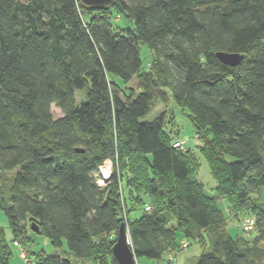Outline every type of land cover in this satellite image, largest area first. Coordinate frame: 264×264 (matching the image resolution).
Segmentation results:
<instances>
[{
    "label": "trees",
    "instance_id": "1",
    "mask_svg": "<svg viewBox=\"0 0 264 264\" xmlns=\"http://www.w3.org/2000/svg\"><path fill=\"white\" fill-rule=\"evenodd\" d=\"M217 51L243 58L227 65ZM166 89L189 111L213 195L195 152L173 146L165 110L144 118ZM218 197L254 218L250 236L229 234ZM0 209L16 244L65 239L67 250L34 253V264H120L121 222L136 259L206 237L190 264H264V0H0ZM11 253L0 226V264Z\"/></svg>",
    "mask_w": 264,
    "mask_h": 264
},
{
    "label": "rangeland",
    "instance_id": "2",
    "mask_svg": "<svg viewBox=\"0 0 264 264\" xmlns=\"http://www.w3.org/2000/svg\"><path fill=\"white\" fill-rule=\"evenodd\" d=\"M119 26H126L128 22L125 18H119L117 21H114ZM140 55L142 58V65L144 68L149 67V62L151 60V54L149 53L147 47L144 44L140 46ZM116 82L123 85L121 78L115 76ZM126 87H132L133 90L137 91L138 87L136 85L135 78H132L127 84ZM85 88L76 89L74 91L75 103L78 105L85 99ZM166 98L164 100H160L155 98L156 100L153 102L151 109L144 117L145 119H152L155 117L161 110H165L167 119L171 120V125L174 130H177V140H182L184 143V147L190 148L195 152L196 160L198 164V168L196 170V177L203 184L204 191L208 195L214 194V186L215 180L212 177L209 169V165L207 163L206 158L199 150V145H201L200 140L198 139L194 126L188 116L189 111L186 108L179 107L174 100L172 99L170 92L166 89ZM52 112L55 117L61 115V111L54 104L51 106ZM172 115V117H171ZM106 166H109V170L106 171ZM114 168L113 162L109 159L105 160L101 167L102 174L106 175V177L110 176L112 170ZM96 177L98 175L96 174ZM107 177V178H108ZM100 179V178H98ZM104 178L102 176V180L100 179L99 184L103 185L106 181H103ZM107 180V179H106ZM218 206L224 210V213L228 219L227 230L231 236L236 235H244L248 237L251 235V229L246 228L248 224H246V218L251 217L248 213L245 214H235L231 213L230 208L225 205L226 201L223 198H217ZM135 212H131L130 216H135ZM0 226H4L6 229V240L8 242L9 248L11 250V256L9 258V264H27L28 261H32L34 264V253L44 252L46 254H52L55 252H61L67 250V245L65 239H62L61 247H55L49 238L44 235L31 233L33 240L27 241L24 244H16L11 240V233L8 227V222L5 214L0 209ZM127 229V228H126ZM128 231V230H127ZM189 244L186 247H182L181 244L175 250H171L168 254H165L162 258L155 260L149 259L146 257H138V264H190L189 262H193L197 259V256L203 252L208 246V239L206 237L202 238L199 242L197 240L187 241ZM130 244V242H129ZM131 248V247H130ZM24 250L26 259L21 256V251ZM137 261V260H135ZM92 262H78L76 264H91ZM137 264V262H136Z\"/></svg>",
    "mask_w": 264,
    "mask_h": 264
},
{
    "label": "water",
    "instance_id": "3",
    "mask_svg": "<svg viewBox=\"0 0 264 264\" xmlns=\"http://www.w3.org/2000/svg\"><path fill=\"white\" fill-rule=\"evenodd\" d=\"M80 1L85 5L99 7L110 3L112 0H80ZM216 56L222 63L231 66L238 64L243 58V54L241 53L227 52V51H217ZM75 150L77 152L83 151V149L80 147H76ZM30 226L32 231L34 232L38 231V227L35 222H31ZM128 236L129 235L125 223L121 222L117 230L115 242L112 246L113 256L120 264H136L135 255L132 249L130 248Z\"/></svg>",
    "mask_w": 264,
    "mask_h": 264
},
{
    "label": "built area",
    "instance_id": "4",
    "mask_svg": "<svg viewBox=\"0 0 264 264\" xmlns=\"http://www.w3.org/2000/svg\"><path fill=\"white\" fill-rule=\"evenodd\" d=\"M173 146H174V147H183V141H182V140H176V141L173 143ZM101 167H102V165L99 167V171H98V173H99V177H97V182L100 181V179L102 180V176H103V178H104L103 181H106V179H107V177H108V176L106 177V175L102 174V172H101ZM98 178H100V179H98ZM98 183H99V182H98ZM103 184H104V183H103ZM145 209H146V210H149V209H150V206H149V205H146V206H145ZM245 220H246V224H248V226H247L246 228H250V229H251V227L253 226V223H254V218H253V217H249V218H246ZM128 241H129V238H128ZM129 242H130V241H129ZM187 244H188V242H182V243H181V246H182V247H186ZM21 256H22L24 259H26V255H25V252H24L23 250L21 251ZM27 264H33V262L28 261Z\"/></svg>",
    "mask_w": 264,
    "mask_h": 264
},
{
    "label": "crops",
    "instance_id": "5",
    "mask_svg": "<svg viewBox=\"0 0 264 264\" xmlns=\"http://www.w3.org/2000/svg\"><path fill=\"white\" fill-rule=\"evenodd\" d=\"M1 227H3L4 228V231H5V236H6V229H5V227L4 226H1ZM11 233V232H10ZM135 260H137L136 262H137V264H138V259H136L135 258Z\"/></svg>",
    "mask_w": 264,
    "mask_h": 264
},
{
    "label": "bare ground",
    "instance_id": "6",
    "mask_svg": "<svg viewBox=\"0 0 264 264\" xmlns=\"http://www.w3.org/2000/svg\"><path fill=\"white\" fill-rule=\"evenodd\" d=\"M105 170L108 171V170H109V166H106ZM128 238H129V236H128ZM31 262H32V261H31Z\"/></svg>",
    "mask_w": 264,
    "mask_h": 264
}]
</instances>
